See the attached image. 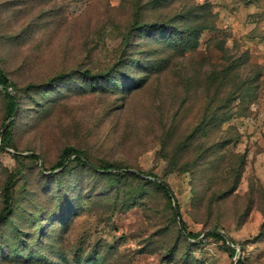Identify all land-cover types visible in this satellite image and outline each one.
I'll list each match as a JSON object with an SVG mask.
<instances>
[{"label": "rangeland", "instance_id": "374dc122", "mask_svg": "<svg viewBox=\"0 0 264 264\" xmlns=\"http://www.w3.org/2000/svg\"><path fill=\"white\" fill-rule=\"evenodd\" d=\"M0 70V264H264V0H0Z\"/></svg>", "mask_w": 264, "mask_h": 264}, {"label": "trees", "instance_id": "16d2710c", "mask_svg": "<svg viewBox=\"0 0 264 264\" xmlns=\"http://www.w3.org/2000/svg\"><path fill=\"white\" fill-rule=\"evenodd\" d=\"M0 86L3 88V99L5 103V118L6 120H9L13 116H15L17 110H18V103L15 102L14 98L10 95L8 92V80L3 74V72L0 70ZM13 123L10 124V126L5 130L3 133V141H6L10 137V133L8 132L12 128ZM76 156L74 158V162L79 164H86L85 159H81V153L73 148H66L64 149L60 156L58 162L51 168L52 171L59 170L64 167L65 163L70 160L71 156ZM32 159H35V157H32ZM158 187L163 191V193L167 196L168 199H171L170 190L166 185L159 184ZM180 218V216H179ZM181 226L184 227V223L182 221ZM190 236V235H188ZM211 238L216 239L217 242L225 243V238L221 234H211L209 235ZM194 237V236H192ZM237 264H241L240 261H237Z\"/></svg>", "mask_w": 264, "mask_h": 264}, {"label": "water", "instance_id": "95a60500", "mask_svg": "<svg viewBox=\"0 0 264 264\" xmlns=\"http://www.w3.org/2000/svg\"><path fill=\"white\" fill-rule=\"evenodd\" d=\"M7 127H8V125H5V127H4V129H3V130H5Z\"/></svg>", "mask_w": 264, "mask_h": 264}]
</instances>
